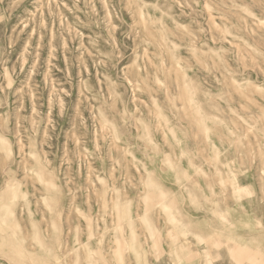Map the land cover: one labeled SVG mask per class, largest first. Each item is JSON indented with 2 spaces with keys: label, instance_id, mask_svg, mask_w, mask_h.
<instances>
[{
  "label": "rangeland",
  "instance_id": "obj_1",
  "mask_svg": "<svg viewBox=\"0 0 264 264\" xmlns=\"http://www.w3.org/2000/svg\"><path fill=\"white\" fill-rule=\"evenodd\" d=\"M0 264H264V0H0Z\"/></svg>",
  "mask_w": 264,
  "mask_h": 264
},
{
  "label": "bare ground",
  "instance_id": "obj_2",
  "mask_svg": "<svg viewBox=\"0 0 264 264\" xmlns=\"http://www.w3.org/2000/svg\"><path fill=\"white\" fill-rule=\"evenodd\" d=\"M238 247V246H237ZM235 250V249H234ZM241 250V249H240ZM236 251V250H235ZM232 253V252H231ZM248 256V255H247ZM249 257V256H248Z\"/></svg>",
  "mask_w": 264,
  "mask_h": 264
}]
</instances>
